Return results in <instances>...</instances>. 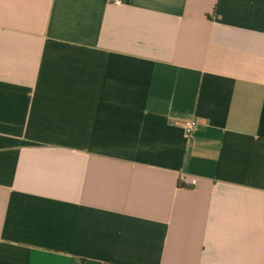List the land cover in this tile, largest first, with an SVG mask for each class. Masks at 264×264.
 I'll return each instance as SVG.
<instances>
[{
  "label": "crops",
  "instance_id": "crops-1",
  "mask_svg": "<svg viewBox=\"0 0 264 264\" xmlns=\"http://www.w3.org/2000/svg\"><path fill=\"white\" fill-rule=\"evenodd\" d=\"M0 264H264V0H0Z\"/></svg>",
  "mask_w": 264,
  "mask_h": 264
},
{
  "label": "built area",
  "instance_id": "built-area-1",
  "mask_svg": "<svg viewBox=\"0 0 264 264\" xmlns=\"http://www.w3.org/2000/svg\"><path fill=\"white\" fill-rule=\"evenodd\" d=\"M198 125L199 122L195 118H188L182 122V127L187 135L191 134L194 130H196Z\"/></svg>",
  "mask_w": 264,
  "mask_h": 264
}]
</instances>
